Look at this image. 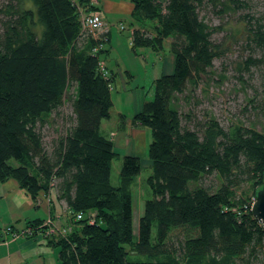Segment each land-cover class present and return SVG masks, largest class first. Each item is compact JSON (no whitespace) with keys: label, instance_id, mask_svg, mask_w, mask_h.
<instances>
[{"label":"trees","instance_id":"obj_1","mask_svg":"<svg viewBox=\"0 0 264 264\" xmlns=\"http://www.w3.org/2000/svg\"><path fill=\"white\" fill-rule=\"evenodd\" d=\"M132 1L139 25L131 23V48L159 52L170 39L174 58L172 70L154 79L152 98L132 116L151 130V197L143 202L136 233L128 185L141 170L140 158L123 155L119 184H111V161L119 154L100 122L110 116L115 73L104 62L102 75L98 66L109 30L95 37L81 26L80 10L100 8L88 0L0 4V181L14 178L32 198L52 189L68 208L70 231L46 237L58 247V264H264L262 224L250 210L264 177V132L238 123L225 129L207 113L194 120L180 106L179 96L189 101L185 92L193 94L224 52L211 38L218 26L205 12L231 6L222 0ZM246 17V40L264 54L263 17ZM145 20L153 24L146 28ZM67 101L72 115L62 116L63 131L55 129L47 147L41 127ZM244 183L255 186L252 196L238 191ZM43 220L28 221L35 226L29 237L44 231ZM176 227L186 233L179 256L168 247ZM132 252L146 259L129 258Z\"/></svg>","mask_w":264,"mask_h":264},{"label":"rangeland","instance_id":"obj_2","mask_svg":"<svg viewBox=\"0 0 264 264\" xmlns=\"http://www.w3.org/2000/svg\"><path fill=\"white\" fill-rule=\"evenodd\" d=\"M222 1L229 4L231 8L219 14L212 12L209 8L205 12V16L210 25L218 26L211 38L221 44L224 52L220 57L213 59L212 66L193 89V94H191V90L185 92L189 99L191 96L189 101H185L184 95L179 96L180 106L183 112L191 111L194 120L204 119L207 113L215 117L225 129L231 123H238L264 132V93L261 89L264 54L257 45L246 40L248 27L246 16L251 15L257 18L261 16L264 21V0H239L244 6L238 8L230 0ZM2 2L3 0H0V4ZM99 2L105 14L104 30H109L108 39L104 45L102 44V47L108 51L100 53L99 56L100 59H104L107 68L115 72V80L111 88L113 106L122 113L125 121H129L134 113L152 98L154 79L172 70V68L170 71L165 70L164 67L165 59L169 55L170 39L164 41L163 50L159 54L149 47L141 46L132 49L129 37L131 23L139 25L131 15L133 1L99 0ZM88 3L97 4V0H88ZM121 3H123L122 6H120ZM152 24V20H145L142 25L149 28ZM121 25L123 29L120 28ZM249 58H252V62L247 64ZM51 115L47 117V123L41 127L44 144L47 147L51 139L56 136L57 131H63L62 116L72 115L69 101L60 108V115H57L53 122L51 121L53 115ZM127 136L131 137L133 141L129 145L132 150L130 154L138 156L141 165V170L128 185L132 198V220L136 233V223L139 213L142 211L143 202L151 197L147 184V177L150 174L147 149L151 141V130L148 126L140 124L135 132L132 130V133H128ZM127 136L123 143H120L121 152L125 150ZM121 157L122 155H118V158H113L111 161L110 182L114 186L119 184ZM211 178L213 179L212 176L205 179V183H209ZM254 189L255 186L251 183H244L238 191L250 197L254 193ZM154 231L155 224L153 233ZM183 234H186L184 229L176 227L171 229L168 237V247L174 249L178 256ZM55 248L48 252L56 255L57 249ZM159 257L162 258V256ZM129 258L146 259L145 256L133 252ZM177 264L194 263L182 259L178 260Z\"/></svg>","mask_w":264,"mask_h":264},{"label":"crops","instance_id":"obj_3","mask_svg":"<svg viewBox=\"0 0 264 264\" xmlns=\"http://www.w3.org/2000/svg\"><path fill=\"white\" fill-rule=\"evenodd\" d=\"M96 5L102 9L99 0H97ZM122 5L123 3L120 4V6ZM156 53L159 54L160 51ZM173 59V55L169 51L164 63L165 70H171ZM108 70L115 73L110 68ZM114 80L115 74L113 82ZM115 108L112 103L109 118L102 119L100 122V132L112 141L114 150L123 156L132 151L129 145L133 141L127 134L132 133V130L135 132L140 124L134 123L132 119L125 121L122 113ZM126 136L128 137L125 141L126 147L124 152H121L120 143H123ZM68 211L65 204L56 199L52 189L46 194L40 193L36 198H32L14 178L0 181V264H58V247L50 242V238H45L39 234L31 237L23 234L15 236L11 232L19 233L28 224V221L45 219L49 214H60V222L65 224L67 223ZM8 225L11 227V232L4 231ZM53 248L57 249L56 255L48 252L50 249L52 251Z\"/></svg>","mask_w":264,"mask_h":264},{"label":"built area","instance_id":"obj_4","mask_svg":"<svg viewBox=\"0 0 264 264\" xmlns=\"http://www.w3.org/2000/svg\"><path fill=\"white\" fill-rule=\"evenodd\" d=\"M82 9V8H81ZM80 20H81V26L82 28H87L93 33V36L97 37L98 32L97 30L101 29L102 31L105 27L104 22V13L101 8L97 9H82L80 10ZM123 29V26L120 27ZM98 47H94L93 50H97ZM99 71L102 75H106L107 69L105 68L104 61L100 60L98 62ZM50 199V197H49ZM82 216V213L76 214V219H80ZM60 214H49L42 222L41 225L44 226V231L41 233H37L39 235H42L43 237H52L54 235H65L67 232L70 231V225L68 223L62 224L60 222ZM91 220V219H90ZM10 226H6L4 228L5 232H11ZM35 226H32L30 224H27L25 228L21 232H11L13 235L23 234L30 236L33 234Z\"/></svg>","mask_w":264,"mask_h":264},{"label":"water","instance_id":"obj_5","mask_svg":"<svg viewBox=\"0 0 264 264\" xmlns=\"http://www.w3.org/2000/svg\"><path fill=\"white\" fill-rule=\"evenodd\" d=\"M252 214L261 222L264 232V177L261 186L257 189L250 208Z\"/></svg>","mask_w":264,"mask_h":264}]
</instances>
